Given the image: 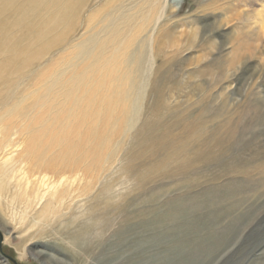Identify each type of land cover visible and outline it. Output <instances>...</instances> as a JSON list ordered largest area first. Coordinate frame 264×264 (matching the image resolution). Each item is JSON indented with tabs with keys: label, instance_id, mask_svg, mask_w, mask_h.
<instances>
[{
	"label": "rangeland",
	"instance_id": "1",
	"mask_svg": "<svg viewBox=\"0 0 264 264\" xmlns=\"http://www.w3.org/2000/svg\"><path fill=\"white\" fill-rule=\"evenodd\" d=\"M263 27L264 0H0L5 176L60 195L11 206L15 169L0 264H264Z\"/></svg>",
	"mask_w": 264,
	"mask_h": 264
},
{
	"label": "bare ground",
	"instance_id": "2",
	"mask_svg": "<svg viewBox=\"0 0 264 264\" xmlns=\"http://www.w3.org/2000/svg\"><path fill=\"white\" fill-rule=\"evenodd\" d=\"M36 1L37 0H35V2ZM73 3H75V2L73 1ZM73 5H72V2H68L62 8H63L64 11H70ZM2 26H3V24H2ZM263 28H262V31L264 33V29ZM3 69H5V68L0 66V71L3 70ZM7 121L9 122V120H7ZM8 122H6V121L3 122L2 120L0 121V153L3 155V156L1 155L3 158H2V161L0 162V169H2V173H3V179H2V181L0 180V196H2V194L5 193L7 187H9V185H11L12 180L15 179L16 170H18L16 168L19 167V166H17L16 168H14V171L11 172L12 173L11 176L10 175L5 176V173L9 170V167L13 166L14 162L16 161V160L13 159V155H12L13 152L8 153V150L9 149H13V146H16V145L12 146V144H10V142H9L10 138L7 137L8 134L6 135L7 138L4 135V133L6 132V129L8 127L7 126ZM2 128H5V129L2 130ZM37 138L35 139L36 142L38 141ZM32 141H34V140H32ZM10 146H11V148H10ZM32 148H35V147L33 146ZM19 171L20 172L23 171V168H20L17 172L19 173ZM22 173H23V177L21 178V180L19 182H17V184L15 186L16 187L15 195L11 199V201H9L11 206L16 207V205H20V204L31 206L30 203L32 201H36V202L42 201L44 199V195H50L53 199H56V198L60 197V195H58L59 194L58 190H56L57 186H55L54 184H51V183L47 184L46 182H43V181H42V186L44 187V195H42V193H40V191L35 192L34 190H31V191H33L31 193V191L28 189V186L30 185V178H29L28 174H26L24 171ZM49 205H51V204H49ZM50 207L51 206H49L48 209ZM47 211L48 210L46 208L45 212L47 213ZM42 217H45V213H43V210L41 212L40 219Z\"/></svg>",
	"mask_w": 264,
	"mask_h": 264
},
{
	"label": "water",
	"instance_id": "3",
	"mask_svg": "<svg viewBox=\"0 0 264 264\" xmlns=\"http://www.w3.org/2000/svg\"><path fill=\"white\" fill-rule=\"evenodd\" d=\"M15 264H17V262L13 261Z\"/></svg>",
	"mask_w": 264,
	"mask_h": 264
}]
</instances>
